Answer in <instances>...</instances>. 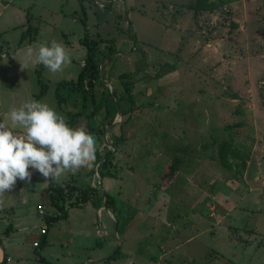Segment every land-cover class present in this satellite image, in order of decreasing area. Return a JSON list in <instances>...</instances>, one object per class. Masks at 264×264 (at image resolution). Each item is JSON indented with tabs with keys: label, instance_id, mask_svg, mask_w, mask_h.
Here are the masks:
<instances>
[{
	"label": "rangeland",
	"instance_id": "obj_1",
	"mask_svg": "<svg viewBox=\"0 0 264 264\" xmlns=\"http://www.w3.org/2000/svg\"><path fill=\"white\" fill-rule=\"evenodd\" d=\"M53 2L66 13L69 44L49 28L47 9L54 8ZM187 2L30 0L27 10L41 17L31 23L27 34H37L40 42L55 39L65 44L71 63L64 71L78 73L73 59L86 58V46L77 36L86 32L93 40L95 57L100 58L93 86L100 111L111 93L105 84L107 63L102 64L109 39L115 44L114 55L109 56L114 63L112 75H116L113 88L122 87L124 94L117 78L122 71L140 80L133 89L136 105L130 118L125 121L128 116L121 113L114 120L122 125L119 140L104 144L115 148V158L107 169L116 179L104 176L98 183L99 175H94L92 183L86 168L62 178L81 188L107 187L117 209L101 208L97 215L96 207H76L68 218L56 222L38 214V189L33 194L26 190L24 196L33 201L27 210L23 208L27 228L12 235L19 243L20 264H41V255L55 264H109L108 257L116 248L114 264H264V0H228L197 14L183 6ZM36 26L39 30L34 33ZM128 29L136 33L135 42L128 38ZM3 39L0 36L4 48ZM118 50L124 55L117 56ZM139 55L147 56L149 64L137 72ZM4 61L0 57L7 68ZM38 67L32 73L21 70L27 86L18 95V106L43 97L68 120L74 110L66 111L77 97L75 82L58 85L59 72L50 73L42 64ZM79 88L85 92L87 87ZM102 117L105 113L99 112V122ZM88 119L89 128L95 127L97 117ZM95 138L98 148L103 137L98 134ZM222 139L249 154L256 147L250 168L257 167L260 178L248 188L243 187L246 184L235 168L229 170L219 163L216 143ZM173 156L180 158L177 172L164 177ZM202 157L205 160L200 163ZM117 173L123 187L115 196L120 183ZM32 179L37 183L42 176L33 171ZM251 187L253 191H247ZM46 209L49 214L54 211L49 202ZM6 211L3 215L7 217L11 211ZM9 222L15 225L14 219ZM42 224L48 227L44 237H40ZM8 226L4 224L5 229ZM37 239L41 243L35 247ZM121 251L130 259H120Z\"/></svg>",
	"mask_w": 264,
	"mask_h": 264
},
{
	"label": "crops",
	"instance_id": "obj_2",
	"mask_svg": "<svg viewBox=\"0 0 264 264\" xmlns=\"http://www.w3.org/2000/svg\"><path fill=\"white\" fill-rule=\"evenodd\" d=\"M14 1L15 0H0V36L4 37V39H3L4 48H3L2 44H0V57L5 60L4 63H7V64H5V66L7 68H4L2 65L3 63H0V121L6 120L8 110L11 107H19L18 106V103H19L18 95L20 94L21 90L22 91L26 90L27 80H26L24 73L21 71V65L19 63V61H23V59H24L22 50L25 49L28 45H37L40 43H49L50 44V42L52 41V39H51L48 41L40 42L37 39V34L32 35V36L30 34H27V33H30V31L32 29L31 23L33 21H39L41 16H40V14L34 15L33 13H31L30 9L27 10L29 3H30V0H16V2H14ZM11 3L14 4L15 6H11L12 5ZM52 4L54 5V8L49 7V9H47L49 16H51V20H49L51 22V24H49V28L52 31L59 32L61 34V36L65 38L64 43L69 44V40L67 39L68 29H67V24L65 22L66 13L64 12V9L62 6L59 5V8H56L55 7L56 4L54 2ZM101 5H104V3H102ZM29 7H31V6H29ZM75 11H76L75 9L71 11L72 13H74L73 15H75V13H76ZM72 21L76 22L74 17L72 18ZM38 30H39V26H36L34 29V33H36ZM77 37H78L79 41L81 42V39H83L84 34H83V36H77ZM65 44H63V45L66 47ZM81 44H83V43L81 42ZM113 45H115V44L113 43ZM132 49H134V46L132 47ZM2 54H6V56L3 57ZM115 54H117V56H123L124 55V53L122 51H119V50ZM13 56H15V58ZM146 57L147 56H145L143 58V57H140V55H139L140 65H139V68H137V70H135V71L138 72L139 69L148 66L149 63H148V60ZM103 60L104 61L102 64L107 63L106 69H105L106 70L105 84L108 86L111 85L112 89H115V88H113V85H114L113 81L115 80L114 77L116 75L115 76L112 75V72H111L112 67L114 65L113 58L111 60V58L109 59V56H108V57L104 58ZM73 61L78 63L79 72H80V70L83 67L82 62L83 61L85 62V59L84 58H82L80 60H74L73 59ZM38 65L39 64L29 63V66L27 69L28 72H30V73L37 72L39 69ZM63 69H66V65L64 66ZM79 72L77 73V72L73 71V69H69L68 71L62 70V72L61 71L59 72L60 78H58V80H56V83H58V85L61 83H69V84L73 83V82H75V80H74L75 77L77 80V78L79 76ZM122 72H124V71H122ZM122 72H119V73H122ZM141 74L144 75V72ZM134 77L130 78L132 83H133L132 88H131L132 93H133V89L136 87V81L140 80L139 76H138V78L137 77L134 78ZM116 81L119 84V81L117 79H116ZM116 87L117 88L115 90L117 91V94L121 95V92H122L121 88L122 87H120V88L118 86H116ZM74 90L77 92V97L75 98L74 103L71 105L72 108L70 110L67 109L66 112L72 113V111L74 110V112L72 114L80 113V115L71 117L72 114H70V118L67 121H69L70 126H72V127H75L78 124H82L80 126H84V127L88 128L87 130L94 137H95V135L98 136V134H100L103 137L104 141L102 140V142L99 144V146L97 148V152H96V161H97L98 155L103 154L104 146L108 145L109 142H112V139L118 138L119 130L121 129V125L114 123V120L116 118L117 113L116 114L115 113L110 114V116H109V113L107 112L108 108H106V106H104L103 111H100V110H102V108L99 109V104H98V100H97L98 91L95 94V92H93V88H92L89 91L90 94H88V93H85L84 91H82L80 89H76V84H75ZM84 94H86L87 96H85L86 98L83 99ZM79 97H81L82 99L80 98V100L78 102ZM38 101H43V97H40L38 99ZM134 101H135V98H134ZM121 104L125 107L128 105V102L126 101V99L125 100L122 99ZM135 105H136V101H135ZM99 112L105 113V117L104 118L102 117V120L100 122L98 119ZM94 116L97 117L98 122H96L95 127L91 126L89 128L90 125H89V119L88 118L89 117L93 118ZM112 116H113V120L110 122L109 120ZM8 122L10 123V121H8ZM84 122H85V124H84ZM102 129H104L103 132H102ZM104 144H106V145H104ZM255 150H256V147L254 146L252 148L251 153L249 154V157H248V160L246 163V168L242 172V174L237 172L240 175L239 176L240 180H242L246 184V185H243L244 188H248L247 185H249L251 182L252 183L257 182L260 178V173L258 172L257 167H255V169L250 168V163L255 157L254 156ZM102 159L103 158H101L100 160H102ZM204 160H205V158H203V157L198 159V161L200 163H201V161H204ZM97 163L98 162H96V164ZM144 164L147 165L146 163H144ZM88 170L89 171H87V172H89L90 175L92 176V183H93V181H94V174H93L94 170H93V168L88 169ZM114 175H115V173L111 174V176H106V177L113 180V179H116ZM116 176H117V179H119V181H120V183L117 184V188L115 190L116 191L115 196L116 195L118 196L117 192L119 190H121V188L123 187V186H121V185H123L122 184L123 179L121 178L119 173H117ZM262 181H264V178L262 179ZM35 182H36L35 179H31L30 184H28L25 181L18 180L17 184L15 186V190L12 191L10 195L7 192L6 194L8 196L6 197V194H5L3 197L4 203H3V205H0V264H20V262H21L22 257L20 256L21 252H20L19 243L17 241H14V238L12 237V235H13V232L15 230H16L15 232H17V231L23 232L27 228L25 225V220H24L25 215H27V214L24 213L25 212L24 209L27 210L28 209L27 207H29V202L32 203L33 201L30 200L29 196H24V193L26 192V190H29L33 194L35 192V190L38 189V191H39L38 194H39L41 200L39 202H37L36 205H38L40 203L43 205V207H44V214L43 215H44L45 219L47 217H50L51 215H55L58 213L57 209L50 204L49 194L46 191V187L49 183V180H45L42 177V179L38 180L37 183H35ZM38 183H41V184L39 186H36V187H38V188H36L35 184H38ZM60 183L66 184V182H64V180H61ZM72 185H74L78 188H81V186H78L75 184H72ZM111 185L112 184L109 182L108 186L111 187ZM101 188L104 190H107V191L109 190L107 187H101ZM101 188H98L99 191H102ZM247 191H253L252 187H251V190L249 188V189H247ZM23 197L24 198L27 197L28 199H24ZM73 197L71 200H67V202L72 201L74 199ZM96 197L97 196L95 194H93L89 200H87L85 203L79 204V206L70 207V206L66 205V209H67L66 218H68L69 211L72 210L73 208L78 207L80 209L82 206H84V207L85 206H89V207L91 206L92 208L95 207L94 201H96L95 200ZM46 202H49V204L53 207L54 211H52V213H50V214L47 213ZM67 202H66V204H67ZM102 205H103V202H102L100 207H98V208L96 207V214L97 215H99L100 209L102 208ZM115 205H116V201H115ZM7 209H9L11 212L6 217L3 214H7L6 213ZM116 209H117V207H116ZM10 219L15 220V225H12L11 222H9ZM62 219H64V218H62ZM60 220L61 219L57 220L56 222H59ZM6 223L7 224L9 223V226L7 227V229L4 228V224H6ZM45 226H46L45 224H42L41 228L45 227ZM45 229H46L45 233H41V230H40V237L42 235H43V237L46 236V234L48 232V227H46ZM96 231L97 232L99 231L98 227L96 228ZM35 240L36 239H34V241ZM38 241L40 242V239H37V242ZM111 242L112 243L110 244V246H113L114 240H111ZM35 247H37V246H35ZM16 251L20 252V253H17ZM11 252L12 253L15 252V253L12 254ZM121 252H122V255H121L122 258H120V259H124V258L130 259L126 252H124V251H121ZM15 257L17 258V260H15ZM39 259L43 260V262L41 264H47V262L49 264H55L54 262L47 259L43 255H41ZM87 259H89V258H87ZM113 260H115V259L112 258L109 261V264H111ZM96 262L97 261H90V264H95ZM120 262L117 264H124V263H120ZM112 264H114V263H112Z\"/></svg>",
	"mask_w": 264,
	"mask_h": 264
},
{
	"label": "clouds",
	"instance_id": "obj_3",
	"mask_svg": "<svg viewBox=\"0 0 264 264\" xmlns=\"http://www.w3.org/2000/svg\"><path fill=\"white\" fill-rule=\"evenodd\" d=\"M22 52L21 70L34 63L55 74L71 63L68 50L55 39L28 45ZM96 152V138L87 128L70 126L48 103L31 99L11 107L6 120L0 121V205L18 180L31 183L33 171L60 183L69 173L91 169Z\"/></svg>",
	"mask_w": 264,
	"mask_h": 264
},
{
	"label": "trees",
	"instance_id": "obj_4",
	"mask_svg": "<svg viewBox=\"0 0 264 264\" xmlns=\"http://www.w3.org/2000/svg\"><path fill=\"white\" fill-rule=\"evenodd\" d=\"M227 1L228 0H189V2L183 4V6L186 9L192 10L194 12V14H197L198 12H201V11H206V10L212 11V10L216 9L217 7H219L220 5L222 6L224 3H227ZM231 26L237 27V24L232 22ZM127 31L129 32V29ZM128 38L130 40H133V42H135L134 41V40H136L135 33L129 32ZM112 40H113L112 38L109 39L110 43H109L108 52L102 56L103 59L112 55L114 52L113 51L114 50L113 49L114 48L113 47L114 42ZM81 42L86 46L87 52H86V58H85L84 65L79 72V76H78L77 80L75 81V84H76V89H81L79 87L86 85L87 88H85L86 89L85 93L90 94L89 91L93 88L95 82H97V79H98V66H99L100 58L95 57L96 56L95 53L97 51V48L94 45H91L93 43V40L88 38V35L86 32L84 33V37H83ZM168 67H169V69L174 68L173 65H169ZM159 74H160V72L156 73V76H158ZM117 78L121 81V85L123 86L124 94L118 95L117 91L115 89H113L112 93H110V94L108 92L109 99L108 100L106 99L107 100L106 108H108L107 112L109 113V116H110V114H113L116 112V103H117L118 107L120 108V112L122 113V115L127 114L128 117L125 120V121H127L131 116V112L135 108L134 96L131 92V90H132L131 88H132V84H133L131 79H130L131 73L122 72L117 76ZM107 90H108V88H107ZM41 92H43V89H41ZM56 95L57 96L59 95L57 91H56ZM85 96H87V95L84 94L83 99L86 98ZM122 99H126L128 102V105L125 106L124 108L121 106V100ZM139 107H140V105H139ZM79 115H80V113H75V114H72L71 117L72 116H79ZM112 120H113V116L110 118L109 121L111 122ZM121 128H122V125H121ZM102 130L104 131V129H102ZM119 138H120V136L118 137V140H119ZM216 144H217L216 155H217V159H218L219 163L228 169L235 168L238 173L242 174V172L246 168V163H247V160L249 157V153L242 152L238 147H236L228 139H222L219 142H217ZM114 151H115L114 147L108 148L106 146L103 154L98 155V157H97V160L103 158L102 160H100V162L97 166V172L99 174L100 180L104 176H111V174H112V172H110V170L107 169V166H109L111 161H112V158L114 156ZM179 162H180V158L173 156L172 162L169 165V170L166 172H163L162 176L165 177V176L174 175L177 172V164ZM46 191L49 194L50 204L52 206H54L58 211L57 214L51 215L49 217L53 221H57L59 219L66 218V216H67L66 205H68L70 207L79 206V204L85 203L87 200H89L93 194H95L97 196L95 199L96 201H94L95 207H97V208L100 207L101 203L104 200V196H106L108 209H110V208L116 209L114 197L112 195H110L104 189L102 191H99V189L97 187L88 186L87 188H78V187H76L72 184H69V183L62 184V183H56L52 180H49V183L46 187ZM101 196H102V198L100 199ZM72 197L74 199L72 201L67 202V200H71ZM66 202H67V204H66ZM45 231H46V229H45ZM39 245H40V242H37L36 246H39ZM118 251H119V249L116 248L114 253L112 254V256L108 257V260L114 258L117 255ZM47 264H49V263L47 262Z\"/></svg>",
	"mask_w": 264,
	"mask_h": 264
},
{
	"label": "water",
	"instance_id": "obj_5",
	"mask_svg": "<svg viewBox=\"0 0 264 264\" xmlns=\"http://www.w3.org/2000/svg\"><path fill=\"white\" fill-rule=\"evenodd\" d=\"M110 88H111V93H112V86L109 85ZM116 107H117V115H120L121 112H120V108L118 107L117 103H116ZM100 161H98V163L96 164V166L94 167V172L96 173V175H99L98 172H97V166L99 164ZM100 182V177L98 176V183ZM102 189V188H101ZM103 190V189H102ZM102 208H104L106 211H108V207H107V199H106V196H104V200H103V205H102Z\"/></svg>",
	"mask_w": 264,
	"mask_h": 264
},
{
	"label": "built area",
	"instance_id": "obj_6",
	"mask_svg": "<svg viewBox=\"0 0 264 264\" xmlns=\"http://www.w3.org/2000/svg\"><path fill=\"white\" fill-rule=\"evenodd\" d=\"M2 56L5 57L6 54H2ZM83 65H84V61L82 62V66ZM93 174L96 175L95 172ZM37 211H38V213L40 215H43L44 214V207H43V205L41 203L37 205ZM45 228H46V226L41 228V233H44L45 232ZM34 245L36 246L37 245V242L34 243Z\"/></svg>",
	"mask_w": 264,
	"mask_h": 264
}]
</instances>
